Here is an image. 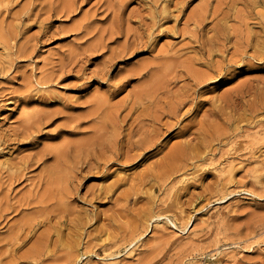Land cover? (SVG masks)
Masks as SVG:
<instances>
[{
  "label": "rangeland",
  "instance_id": "obj_1",
  "mask_svg": "<svg viewBox=\"0 0 264 264\" xmlns=\"http://www.w3.org/2000/svg\"><path fill=\"white\" fill-rule=\"evenodd\" d=\"M203 1L0 0V264H264V105L250 107L257 93L236 104L235 115L245 114L231 120L239 128L207 138L205 158L138 178L192 137L199 118L213 119L206 113L217 96L263 86V60L209 84L195 111L159 131V146L132 149L129 160L99 155L112 133L130 130L137 111L129 108L150 80L137 68L180 92L186 80L172 58L192 54V16ZM10 236L19 245L9 253Z\"/></svg>",
  "mask_w": 264,
  "mask_h": 264
},
{
  "label": "bare ground",
  "instance_id": "obj_2",
  "mask_svg": "<svg viewBox=\"0 0 264 264\" xmlns=\"http://www.w3.org/2000/svg\"><path fill=\"white\" fill-rule=\"evenodd\" d=\"M164 10H166L165 7ZM192 19L194 20L192 36L196 42L192 54L182 58H172L176 75L186 80L180 85V92L175 93L166 88V82L160 84L159 76L150 73L145 66L137 68L134 73L140 76L149 73L150 80L144 85L146 88L144 93L134 100L129 108V111L132 108L137 112L131 120L128 133L117 130L115 134H111L108 141L102 143L103 147L99 155L105 162L120 156L129 160L135 156L130 153L132 149L142 150L145 153L148 148L159 146L157 142L159 131L164 127L167 130L174 124L169 119L179 122L182 116L195 111L202 102L199 97L206 89L209 90V84L229 80L238 73L236 67L253 59L264 61V0H204L195 9ZM225 51L229 54H225ZM217 54L220 58H214ZM127 81H123L122 84ZM240 86L239 84L235 89L217 96L213 100L212 109L206 113L213 119L199 118L195 123L196 128L189 132L192 137L173 142L154 161L143 168L138 178L143 179L150 175L161 178L165 173L178 171L188 164H194L205 158L204 150L208 137H213L223 127L239 128L235 122L231 123L233 119L237 122L244 120V113L235 115L238 109L236 104L245 102L244 94L250 95L253 92L258 94L257 102L250 106L252 110L257 109L258 105H264V84L248 86L246 90ZM232 93H235V97H233L234 94L230 95ZM128 115L129 113L124 114L122 121ZM112 124L114 126L115 121ZM132 131L135 132L136 137ZM185 132L181 129L176 136L183 137ZM158 148V151H162L161 147ZM95 163L98 164V160H95ZM158 223L159 221H156L155 225ZM187 225L188 222L180 228L174 224L177 231H184ZM136 237L134 240L138 241L141 236ZM7 240L6 247L9 253L15 251L19 245L18 237L10 236ZM134 240L130 242L131 246L126 250L130 256L134 254L132 252L135 248L130 249L136 243ZM112 261L114 260H110L109 263L112 264Z\"/></svg>",
  "mask_w": 264,
  "mask_h": 264
},
{
  "label": "snow or ice",
  "instance_id": "obj_3",
  "mask_svg": "<svg viewBox=\"0 0 264 264\" xmlns=\"http://www.w3.org/2000/svg\"><path fill=\"white\" fill-rule=\"evenodd\" d=\"M241 67V66H238V68Z\"/></svg>",
  "mask_w": 264,
  "mask_h": 264
}]
</instances>
